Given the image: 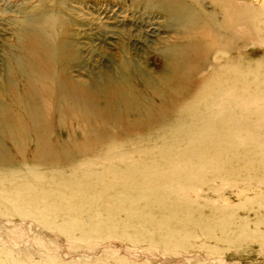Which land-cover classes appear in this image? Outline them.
Listing matches in <instances>:
<instances>
[{"label": "rangeland", "instance_id": "rangeland-1", "mask_svg": "<svg viewBox=\"0 0 264 264\" xmlns=\"http://www.w3.org/2000/svg\"><path fill=\"white\" fill-rule=\"evenodd\" d=\"M181 1L206 19L215 13L222 26L227 4L233 47L220 56L235 70L245 67L248 76L239 93L245 102L237 105V91L231 101L233 120L215 122L227 142L205 155L191 148L205 126L189 125L187 137L192 117L183 116L185 107L171 110L142 80L160 85L164 45L185 42L170 10L150 0H0V91L9 90V79L26 87L15 55L32 49L23 24L36 19L52 45L69 42L64 53L73 78L89 82L131 62L140 72L134 98L170 124L157 122L142 136L122 120L103 125L93 114L88 124L74 117L62 131L65 151L59 148L58 155L64 160L55 165L34 161L33 142L6 143L12 152L2 147L0 158V264H264V0ZM202 49L197 57L212 62ZM1 111L19 114L0 94ZM118 131L124 134L116 137ZM251 133L262 143L251 141ZM228 146L234 152L227 153ZM227 157V165L218 163ZM138 166L142 171L127 186L123 170ZM110 169L118 173L96 189L95 177L105 180Z\"/></svg>", "mask_w": 264, "mask_h": 264}, {"label": "bare ground", "instance_id": "bare-ground-1", "mask_svg": "<svg viewBox=\"0 0 264 264\" xmlns=\"http://www.w3.org/2000/svg\"><path fill=\"white\" fill-rule=\"evenodd\" d=\"M167 1L150 0V6L154 5L162 7L161 10H170L174 16V25L177 26L180 35L187 34V37L184 38L185 42L183 43L175 45L166 43L164 45L162 53L166 57V61L165 67L160 72L164 75L160 85H157L152 79L142 77V75L140 77H142L146 88L154 91L156 97L165 101L171 110L185 107L183 109L186 111L184 110L183 116L190 115L192 117L191 121L185 124L188 127L185 126L187 137L189 125L205 126L201 137L195 139L199 144L195 147L191 146L192 150L202 149L199 152L205 155L209 149L212 148L213 151L223 148V144L227 142L225 141L226 134L219 131L221 125L215 122L233 120L235 111L231 101L234 100L235 91L238 94L241 90L246 91V88H241L240 85L246 84L248 76L245 67L235 70L232 68L230 59H223L220 56L231 53L233 47V26L231 24L233 18L227 12L228 7L223 0H214L223 2L225 21L223 26L217 22L215 13L211 14L214 18L210 20L204 18L181 0H174L180 2V5L176 7H170L171 4H167ZM40 23L36 19L24 22L23 30L29 36V43L33 47L32 49L27 48L25 55L19 53L15 55L27 78L26 87L21 90L20 87H17L15 80L9 79V90L0 91V94L7 97L19 110L18 115L11 111L0 112L2 127L0 158H2L4 150L2 147L5 148L4 154L9 150L12 152V149L6 146L9 141L24 143V145L33 142L36 153L35 162L38 164H59L64 160L58 155V151H61L59 148L65 151V139L62 137V131L64 126L74 122V117L77 122L79 118H82L87 124L90 119L86 116L90 114H93L96 121L103 125H114L115 123L122 125L123 121L126 126L136 128L142 136L150 135V128L155 127L157 122L160 125L169 124L163 115L152 114L153 116H151L150 110H145L141 101L134 98L131 90L135 87L134 80L139 77L140 72L133 64L131 65V62L123 60L117 68L110 70L108 75H92L89 82L73 78L68 72L67 55L65 57L64 53L65 47L69 48L70 46L69 42L64 40L58 45H52L45 34V27L40 26ZM104 32L107 34L105 29ZM201 48L209 51L211 55L209 57H214L212 62L205 58V54L202 59L197 57L198 49ZM204 49L202 50L204 51ZM201 71L203 72L201 73ZM205 71L210 73L204 74ZM235 71H237V75H234ZM197 73H200L199 77ZM190 76L192 77L190 78ZM163 86H167L168 91L163 93L161 91ZM109 89H113L114 92L111 93ZM106 95H108L107 98ZM239 96L242 103L238 100L237 105L241 107L245 102V95L239 94ZM96 109L99 111L105 109V112L95 111ZM242 109L244 110V108ZM76 111H84V113L82 112V115L78 117L75 115ZM260 114L264 117V111ZM162 131L160 130L158 133L165 136L166 134ZM177 132L178 130H176V134ZM128 133L130 132L128 131ZM123 134L118 131L114 135L117 137ZM171 134L175 135V131H172ZM233 139H236L234 134ZM249 139L262 143L259 134L251 133ZM225 150L227 153L234 152V149L229 146ZM217 157L220 155H213L211 160L214 161ZM9 158L11 159V157ZM231 159L232 157H227L226 160L218 163H222L224 167ZM141 168L138 166L123 170L127 186L134 183V179L137 177L133 178V175L142 171ZM115 173L118 171L110 169L105 180L104 176H97L92 185L99 189V186H102ZM143 178L149 179L150 177ZM110 184L118 186L114 182H110ZM142 186L144 184L138 185L137 188Z\"/></svg>", "mask_w": 264, "mask_h": 264}]
</instances>
